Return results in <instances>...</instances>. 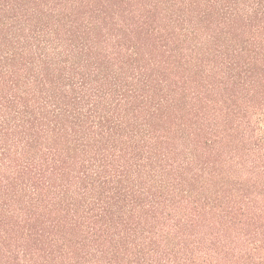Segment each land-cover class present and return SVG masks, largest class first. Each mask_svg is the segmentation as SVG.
<instances>
[{
    "label": "trees",
    "instance_id": "1",
    "mask_svg": "<svg viewBox=\"0 0 264 264\" xmlns=\"http://www.w3.org/2000/svg\"><path fill=\"white\" fill-rule=\"evenodd\" d=\"M0 264H264V0H0Z\"/></svg>",
    "mask_w": 264,
    "mask_h": 264
}]
</instances>
